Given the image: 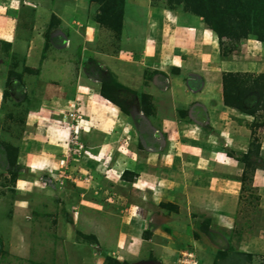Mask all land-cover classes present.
Listing matches in <instances>:
<instances>
[{
  "label": "rangeland",
  "instance_id": "obj_1",
  "mask_svg": "<svg viewBox=\"0 0 264 264\" xmlns=\"http://www.w3.org/2000/svg\"><path fill=\"white\" fill-rule=\"evenodd\" d=\"M227 2L0 0V264H264V0ZM146 10L201 22L207 39L184 46L200 56L214 39L220 58L242 67L222 74L230 115L221 129L194 126L183 105L172 126L154 125L158 71L127 42ZM149 19L163 36L158 55L181 50L183 30ZM119 49L143 70L131 85L105 59L117 61ZM227 74L239 85L230 82L225 101ZM162 75L168 84L181 76ZM138 115L157 143L146 144ZM113 130L104 154L90 150L92 137ZM138 245L135 261L120 252Z\"/></svg>",
  "mask_w": 264,
  "mask_h": 264
},
{
  "label": "crops",
  "instance_id": "obj_2",
  "mask_svg": "<svg viewBox=\"0 0 264 264\" xmlns=\"http://www.w3.org/2000/svg\"><path fill=\"white\" fill-rule=\"evenodd\" d=\"M27 3L32 5L30 2H27ZM10 9L14 10L16 9V6L10 7ZM43 14H46L47 17L49 16L48 13L44 12ZM152 14L153 13H151L149 10L146 12L145 25L143 24L138 25V19L136 18L134 23L138 27L136 29L135 28L131 29V32H132L131 34H133V37L128 39L127 42H129L131 39L132 40L134 39L135 40L134 45H131L132 43L130 42L129 46L131 48L136 46L133 49L135 50L137 48L138 53L141 54V56L143 57H144L145 52L150 53L149 55L146 54V56L151 60L150 61L148 59L147 65L149 63L153 71H158V74H156L155 75L156 77H154V78H158L157 84L156 85L151 84L152 86H149V88L151 89L158 88L159 90L158 95L154 91L150 90L151 91L150 95L153 96L152 106L156 113V115L152 117V119L155 118L154 125L159 127L160 123H162V125L164 123L166 126L167 124L172 126L178 120V112L176 109L177 105H183L188 110V116H187L188 120L194 126H199L201 124L203 125L205 123L212 127L217 126L216 129H221L218 127L222 126L221 124L222 120L226 121V116H228L229 114L226 106L223 103V90H222V86L220 83V81L222 80V74L226 72H230V71L238 72V70H235V69L242 68V67H240V65L236 67L234 66V63L222 60L220 58V55H218L216 52L217 47H215L216 45L214 43L215 41L214 39H211V42H209L208 44H204V47H207V48H204L205 49L204 51L201 50L200 56L194 55V53H192V50L194 49V47H196V45L191 46L190 43L198 42V37H200L203 41L205 38L207 39V36H206L207 30L199 26L201 22L199 23L198 21L194 20L191 24L189 25L186 24L185 26H183L181 24V18H179L177 14H174L170 11L164 10V12L162 13L156 12L155 14L153 15ZM150 17H155L156 19H159V21L160 20L165 21V23H168V25L171 28L175 27L174 29L183 30L182 35H181L182 37L179 40L180 44L176 45L180 47L179 49L181 50H174L175 53L173 55L166 56V57H165V53L163 52L159 55L157 54L159 51L158 49L162 48L161 46L159 47L160 44L158 45V42H160V40L163 39V36L162 34L155 33L152 30V28H150L152 27L149 24ZM23 36L24 37L19 38L18 39L19 41H17L16 43V45L19 47L21 52L28 48V40L30 39L28 38V35L26 33H24ZM185 42H190L189 46H184ZM125 52L126 50L122 51L121 49H119V54L115 55L117 57L116 59L117 61H115V59H112L111 57H105V59L107 60L108 63H111L110 65H112L113 68H115L117 75H119V71L124 72L123 75H121L122 77H124V79L123 78L122 79L125 82H128L129 85H131L130 83H132L133 79H136L137 76L141 75L139 73H141L143 70H141L140 66H137V67L132 66L128 59L124 60L123 55L126 54ZM127 52H129L132 55V51L127 50ZM66 53L62 55V57H64L65 59L68 58L66 57L67 56ZM37 55L34 56V58H32L33 59L32 62L40 63V61L38 60L39 56ZM158 58H159V61H156V59ZM57 66L58 65L54 67L53 65L51 67L54 69H57L59 68ZM158 67H160V69ZM174 68L179 69V74L183 76L184 78H181L180 76V78L171 79L172 82L168 84L169 81L167 79L162 80V78H166L162 74H165L166 70L171 71ZM159 71L162 74H160ZM59 75L60 73H58L57 76ZM185 75H190V76L192 75L189 82H185ZM106 100L109 104H112L110 101H108V99ZM111 106H112V110L110 112H116V108L113 105ZM111 106L108 108L110 109ZM222 116L224 118H221ZM143 117L138 115V117L134 119L135 123L142 122L140 124H142L144 129H146L141 134L142 138L145 139L146 144L147 143L149 144L157 143L158 142L157 134L154 133V131L150 128V126L149 127L146 126L145 122L146 120H148V118H146L145 116ZM218 117L221 118L219 121L217 120ZM223 127L224 129L222 131L223 133H225L227 129L225 125ZM191 130H192L191 127H187L186 129H184V131L186 132H191ZM89 131L90 130L84 129L83 133L88 135L90 134ZM93 133L99 134L100 132L95 131ZM101 133H102V137L101 136H95L96 138L92 137L93 141L91 139L88 143L90 145L94 144L93 146H95V147H91L90 150L100 148L98 153L102 155L104 154L102 153L103 148L106 145H108L109 143L114 144L116 142L114 140L110 142H106L107 135L112 136L113 134L114 135L116 134H115V130H113L112 133H110L109 131L108 132L102 131ZM168 133H169V130L167 129L164 135H167ZM184 134L185 133L181 132V138L186 137ZM103 139L105 140L103 141ZM54 145L56 147L64 146V145L60 146L58 144H54ZM45 160L43 158V160H41L42 162L40 163L41 167L43 168H45V165H46ZM40 165L36 166V168H33V169L35 170L41 169ZM228 166L229 164H224V167L228 168ZM159 183L161 184V182ZM159 183L156 182V183H153V185H149V189H151L152 191H155V188L158 187ZM113 235H116V234H113ZM116 236H119V234H117ZM108 245L109 246L107 247L110 251L115 249L114 248L115 245L113 243H109ZM119 247L121 249V246ZM134 248L135 249L133 251L132 249H129L128 247H126L124 250L122 248L120 252L122 253V255L124 256L126 260L130 259L131 261H135L137 257L140 255V252L142 251V249L140 250L141 248L140 245L135 246ZM173 252H174L173 255H178V257L181 256V252L179 254L175 251ZM169 257L170 256L168 255L167 258ZM119 260L121 261V259Z\"/></svg>",
  "mask_w": 264,
  "mask_h": 264
},
{
  "label": "trees",
  "instance_id": "obj_3",
  "mask_svg": "<svg viewBox=\"0 0 264 264\" xmlns=\"http://www.w3.org/2000/svg\"><path fill=\"white\" fill-rule=\"evenodd\" d=\"M228 4H234V0H228V2H227ZM261 7V5H260V2L258 3V6L256 5V9L259 11L260 8ZM200 15H201V13H200ZM201 16H203L204 17V15L202 14ZM121 17H122V15H121ZM121 17H120V20H121ZM260 18H262V20H264V13H262L261 14V16H260ZM218 33L220 34L219 36H221V33L222 32H220V31H218ZM230 82H231V85H235L233 88H237L238 87V85H239V83L237 82V80H236V77H235V75H233V74H227L226 76H225V78H224V97H225V101H228V99H229V95H230V93H229V91H228V87L230 86ZM228 98V99H227ZM230 98H231V100L232 99H234V98H237V95L236 94H233V93H231V96H230ZM230 101V100H229Z\"/></svg>",
  "mask_w": 264,
  "mask_h": 264
},
{
  "label": "built area",
  "instance_id": "obj_4",
  "mask_svg": "<svg viewBox=\"0 0 264 264\" xmlns=\"http://www.w3.org/2000/svg\"><path fill=\"white\" fill-rule=\"evenodd\" d=\"M178 261H179V262H180V264H181V258H179V259H178ZM183 262H186V261H183ZM183 262H182V263H183Z\"/></svg>",
  "mask_w": 264,
  "mask_h": 264
},
{
  "label": "clouds",
  "instance_id": "obj_5",
  "mask_svg": "<svg viewBox=\"0 0 264 264\" xmlns=\"http://www.w3.org/2000/svg\"><path fill=\"white\" fill-rule=\"evenodd\" d=\"M179 259V258H178Z\"/></svg>",
  "mask_w": 264,
  "mask_h": 264
}]
</instances>
